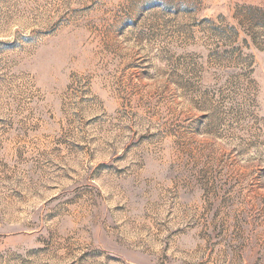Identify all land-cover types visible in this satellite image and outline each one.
<instances>
[{
  "label": "rangeland",
  "instance_id": "374dc122",
  "mask_svg": "<svg viewBox=\"0 0 264 264\" xmlns=\"http://www.w3.org/2000/svg\"><path fill=\"white\" fill-rule=\"evenodd\" d=\"M0 264H264V0H0Z\"/></svg>",
  "mask_w": 264,
  "mask_h": 264
}]
</instances>
